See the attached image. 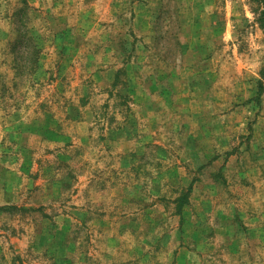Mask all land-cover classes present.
Here are the masks:
<instances>
[{"label":"rangeland","instance_id":"rangeland-1","mask_svg":"<svg viewBox=\"0 0 264 264\" xmlns=\"http://www.w3.org/2000/svg\"><path fill=\"white\" fill-rule=\"evenodd\" d=\"M263 26L264 0H0V264H264Z\"/></svg>","mask_w":264,"mask_h":264},{"label":"trees","instance_id":"trees-1","mask_svg":"<svg viewBox=\"0 0 264 264\" xmlns=\"http://www.w3.org/2000/svg\"><path fill=\"white\" fill-rule=\"evenodd\" d=\"M27 10V5H25L22 9L19 10L18 14L16 15V18H19V20L16 19V22H21L22 21V17L25 14ZM264 28V26H263Z\"/></svg>","mask_w":264,"mask_h":264}]
</instances>
